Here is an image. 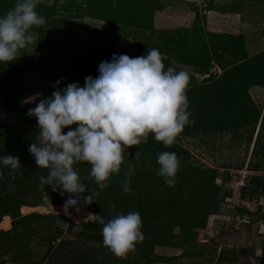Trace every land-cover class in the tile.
Masks as SVG:
<instances>
[{
    "label": "trees",
    "instance_id": "obj_1",
    "mask_svg": "<svg viewBox=\"0 0 264 264\" xmlns=\"http://www.w3.org/2000/svg\"><path fill=\"white\" fill-rule=\"evenodd\" d=\"M14 3L15 0H0V15H3ZM212 4V0H207L205 6L207 9H212ZM161 9L160 0H55L52 7H48L46 4L39 5L38 11L46 18V24L35 29L37 33L36 52L40 56L36 64L37 67H40L38 70L48 77L49 96L55 90L54 85L58 79L61 80L59 85L61 88L71 82H77L83 86L86 76L95 77L98 75V64L101 61H110L113 53L123 54V51H110L107 58L100 59L96 64L94 54L90 53L84 60H80L76 55L66 56L61 50L63 46L60 45L57 54L51 53V55L44 57L46 53L44 50L46 48L48 50L51 44L54 43V41L51 44L47 42L50 36L60 35V32L67 30L68 33H71V40L72 38L74 40L76 35L72 34L73 31L76 30L83 19L90 18L109 23L112 28L121 27L122 30H126L127 27H131V36L134 38L130 41L131 43L119 41L110 31L99 34L108 45L114 47L125 45L133 48V50L125 49L124 51L127 55L129 52L128 56L130 58L146 55L147 49L157 48L163 54L162 62L165 69L172 67L174 63L192 67L202 75L209 74L214 64L222 70V73L216 78L209 75L203 81L210 83L215 93L219 94V99L213 101L216 98H212L215 106L211 113L205 106V103L208 102L207 95L210 92L196 87L187 91L189 110L192 112L190 119L194 120V123L185 126L180 135L183 137H200L226 129L238 130L251 127L250 136L252 138L254 127H257V124L259 129L264 128L263 121L260 123V120H263L261 111L249 95V89L253 86H259L264 90V52L253 57H247L246 52L243 51L241 37L213 33L205 34L202 28V18L199 15L195 16L191 29L156 30L153 27V16L156 11ZM261 33L264 36V29ZM139 35H141L139 38L141 43L136 42V37ZM101 46V43H99L97 50ZM105 51H107V48ZM27 55L28 48L18 60L0 64V115L7 116L12 120L13 126L11 128L20 129L36 122L35 118L26 115L29 108L35 107V103H28L23 100L24 78L29 65ZM224 55L228 56L227 60ZM67 57H74V59L67 60ZM222 60L225 61L224 64H222ZM209 103H211V100ZM205 110L208 112H205ZM206 113L211 115L207 116ZM5 129L7 128L0 123V156L7 154L18 156L23 174L16 176L11 181L8 180L6 185L7 194L0 202V221L4 216H10L12 219L11 229L7 232L0 231V252L6 248L7 244L25 234L28 231V226L44 223L49 227L51 226V228H60L55 220L59 217L64 218L51 213L32 212L22 215L20 213L21 206L37 207L47 206L51 203L63 205L68 196L65 193L62 197L59 190L54 192L50 186H39L38 177L41 174L46 175V170H39L28 152L29 144L34 142V136H31V138L24 136L25 130L23 128L18 131L22 141H14V139H9L4 135ZM62 131L66 132L67 130L63 129ZM259 138L260 135L257 132L252 153L263 157L264 140L260 144ZM137 149L140 152V157L134 159ZM127 151L129 153L128 158L122 165L120 173L110 177L108 187L114 189L111 194L121 193V181L124 179L125 174L124 169H127L129 165L135 169V175L131 180L133 191L129 194L136 199L137 212L142 219L141 230L145 235L140 240L139 245L134 248L136 255L134 262L140 264L138 259L149 261L148 253L152 251L154 246H168L174 228H185L188 231L195 227L204 229L207 224V216L211 213H217L218 204L224 198L212 197L208 211L202 210V213L196 211L198 198L207 186L211 189L214 188L216 195L219 194L220 187L214 186L217 177H220L224 183L229 182L230 179L226 171L220 173L215 169L202 171L179 166L176 183L173 187H169L163 182V178L156 174L159 167L156 159L157 154L161 151L175 152L179 160H184L189 154L180 144L174 143L165 148L162 143L155 141L150 134L146 141H142L137 146H130ZM74 167L82 177L87 176L90 170L89 166L83 162L75 164ZM250 170L258 171V169ZM195 172L202 178L198 183L192 177ZM204 178H208V183ZM246 180L247 182L239 187L241 190L239 199L242 202L259 200L264 194V176L250 175L246 176ZM90 183L92 188L99 192L94 181H90ZM9 184H12V186L10 187ZM85 184L87 185L88 181H85ZM210 188L208 190H211ZM45 194H47V200L44 199ZM157 194L158 196H156ZM226 196L228 197V195ZM81 209L88 211L90 206ZM236 212L234 216L239 214L242 217H249L246 224L264 221V214L260 212L250 213L244 206L238 207ZM114 215L109 213L108 217H103L107 220ZM71 225L75 226L72 223ZM80 227L90 230L80 229V231H77L75 233L77 241L81 243L98 242L100 246L103 245V239L101 233H99L101 225L87 221L80 223ZM249 227L250 225L247 226V228ZM46 238L49 240L47 254L53 257L60 252L59 246L65 244V241L60 240L56 244L57 239L55 237H49V239L46 236ZM98 251V247H92L83 255L91 257ZM3 255L0 254V256ZM222 260L224 259L221 258Z\"/></svg>",
    "mask_w": 264,
    "mask_h": 264
},
{
    "label": "clouds",
    "instance_id": "obj_2",
    "mask_svg": "<svg viewBox=\"0 0 264 264\" xmlns=\"http://www.w3.org/2000/svg\"><path fill=\"white\" fill-rule=\"evenodd\" d=\"M54 3L55 0H15L0 15V64L18 60L36 41L35 29L46 24L38 6L52 7ZM162 61L163 54L157 48L131 58L113 53L110 61L98 64V75L85 77L83 86L71 82L61 88L58 79L51 95L27 110L26 115L35 118L39 130L28 152L38 169L46 170V175L38 177L39 186L59 190L62 197L68 194L62 205L64 216L72 218L70 209L80 212L82 207L96 202L99 192L90 181L101 191L108 188L110 177L120 173L128 158L130 146L141 144L151 134L167 148L176 142L185 126L194 123L187 97L189 74L172 67L165 69ZM65 128L68 130L62 131ZM139 157L137 149L134 159ZM156 159V174L173 187L179 170L177 154L161 151ZM81 162L90 169L85 177L74 167ZM21 174L18 156H0V182ZM134 175L135 169L129 165L121 181L126 194L133 191ZM89 220L102 226L103 245L117 257L125 256L143 239L142 219L137 211L116 213L107 220L88 212L82 220L74 221V230Z\"/></svg>",
    "mask_w": 264,
    "mask_h": 264
},
{
    "label": "rangeland",
    "instance_id": "obj_3",
    "mask_svg": "<svg viewBox=\"0 0 264 264\" xmlns=\"http://www.w3.org/2000/svg\"><path fill=\"white\" fill-rule=\"evenodd\" d=\"M187 1L190 5H187L182 0H160L162 9L154 13L153 26L154 18L156 16L161 19L159 20V23L157 22L154 28L156 27V30H159L162 25H165L167 26L166 28H169L168 30L191 29L195 16L199 15L201 18V13L208 10L205 6L207 0ZM237 2H240L242 6H239L241 10L239 13L242 20L244 22L252 21L255 23L254 25L252 23L249 26L250 30H253L254 32L251 36V43L258 44L255 46L261 45V37L263 35L260 31L264 29V0H235V3ZM212 3V7H221L223 3H227L229 9L232 7V0L227 2L224 0H212ZM189 9L192 12L190 18L189 16L186 18L179 17L178 13L180 11ZM193 14L194 19L192 18ZM163 20L164 22H162ZM108 31L123 43L125 41H127L126 43H131L130 41L134 40L131 36V27L122 30L121 27L112 28L111 25L106 22L85 18L80 22L76 30L73 31L74 33L72 34L76 35V37L73 36L75 37L74 40L73 38L71 40V33H68L67 30L60 32V35L54 34L53 36H50L47 39V42L51 44L54 41V43L51 44L48 50L47 48L44 50V52H46L44 57L51 55V53L57 54L60 45H62L63 48H61V50L66 56L76 55L78 56V59L84 60L86 56L92 53L95 55V63L98 64L100 59L108 57L110 51H123L122 53L127 55V53L124 52L125 49L133 50V48H129V46L126 47L125 45H119L117 47L108 45L102 36L99 35L100 33H108ZM140 36L141 35L136 37V42L138 43H141L139 39ZM99 43H101L102 46L97 50V45ZM243 47L245 48V44ZM249 47L252 46L249 45ZM106 48L107 51H105ZM224 57L227 60L228 56L224 55ZM38 58H40V56H38V53L36 52L35 41L28 47L27 61L29 65L25 73L23 85V100L28 103L36 104L40 99L49 97L48 77L45 73L38 70L40 69L36 64ZM72 59H74V57H67V60ZM224 60H222V64L225 63ZM172 68L177 71L184 70L189 74L190 83L187 91L196 87L203 91L210 92L207 95L208 102L205 103V106L209 109V113H211V110L215 106L212 102V98H216L213 99V101L219 99V94L215 93V90L210 86L211 84L203 82L201 80L202 77H198L199 73L196 72L197 70L192 67L173 63ZM221 73L222 70L220 74ZM220 74L216 72L213 77L216 78ZM260 92L261 91H257L255 87L249 89V95L261 111V118H263V120H260V123L261 121L264 123V96ZM37 93L40 94L38 97L36 96ZM210 100L211 103H209ZM205 112L208 111L205 110ZM209 113H206L207 116L211 115ZM0 123L7 128L4 131V135L9 139H14V141H22V138L18 135V131L23 128L25 130L24 136L28 138L34 136L33 141H35L36 136L39 134L36 122L20 129L11 128L13 126L12 120L7 116L0 115ZM71 127H75V125ZM65 129L68 130L67 128ZM257 132L260 135L259 143L262 144L264 140V128L259 129L258 124L257 127H254L252 138L250 136L251 127L238 130L226 129L200 137H183L180 135L177 138L175 143L180 144L189 154L186 159L179 160V166L190 167L194 170L202 171L215 169L220 173L226 171L230 180L229 182L224 183L220 177H217L214 186L220 187L221 191L219 194L216 195L214 188L211 189L207 186L208 188L205 187L204 192L200 198H198L196 211L200 213H202V210L208 211L212 197L224 198V200L218 204L217 213H211L207 216V224L204 229L195 227L191 231H188L185 228H174L168 246H154L152 251L148 253L149 261L138 259L140 264H264V221H261V223L258 221L246 224L249 217H242L239 214L234 216L237 213L236 210H238V207L243 204L239 199L241 180H244L246 176L250 175L264 176V156L261 157L252 153L253 142ZM250 169H258V171L255 172ZM124 171H126V169H124ZM192 177L197 183L202 180L196 172L192 174ZM204 179L206 183H208V178ZM7 184V177L5 178V181L2 183L0 182V188L3 189L0 190V202L7 194ZM209 188L211 190H208ZM113 190L114 189H111L110 187L102 191L99 190L96 202L94 201L89 205L90 210L88 211L94 214H100L104 217L109 213L126 214L129 211H137L136 199L134 196L126 194L123 191L119 194L117 192L111 194ZM226 195H228V197ZM46 196L47 194L44 196L45 200H47ZM112 196L114 197L112 198ZM156 196H158V194ZM262 202V207L264 208V194ZM111 205H114L115 207L113 208ZM54 206L62 207V205H54L51 203L47 206H41L44 208L42 211L32 212L40 214L51 213L52 215L64 217H59L55 220L60 228H51V226L49 227L44 223L28 226V231L25 234L21 237H17L12 243L7 244L6 248L0 252L2 255L6 252V255H3L4 257L0 256V264H136L134 262L136 257L135 249L129 251L123 257H117L104 245L100 246V243L98 242L81 243L77 241L75 239V233L77 231H80V229L85 231L90 229L78 227V229L74 230L73 227L75 226L71 225V223L75 225L74 219L64 216L62 209L54 208ZM70 211L73 213L72 209H70ZM7 217L8 219L10 218V216ZM2 219H4V217ZM9 220L10 227L6 230H3V228L0 227V231L7 232L11 229L12 219L10 218ZM88 222L92 221L89 220ZM248 225H250L249 228H247ZM99 233H101V230ZM46 236L48 238L55 237L57 239L55 241L56 244L60 240H62V242L65 241V244L59 246L60 252L53 257H51L52 255L50 256L47 254L49 240ZM143 237H145L144 233ZM139 243L140 241L136 246L139 245ZM92 247H98L99 251L94 253L91 257L84 256L83 253H86V251ZM52 252L53 250L51 253ZM221 258L224 260L221 261Z\"/></svg>",
    "mask_w": 264,
    "mask_h": 264
},
{
    "label": "crops",
    "instance_id": "obj_4",
    "mask_svg": "<svg viewBox=\"0 0 264 264\" xmlns=\"http://www.w3.org/2000/svg\"><path fill=\"white\" fill-rule=\"evenodd\" d=\"M182 1L185 2L187 5H190L187 0H182ZM224 1L227 2L230 0H224ZM240 2L235 3V0H232L231 9H229L227 7V3L226 4L223 3L221 5V7L215 6V7H213V9L205 10L203 13L200 12L201 18H202V24H203L202 28H203L205 34L206 33H213V34H220V35H222V34L223 35H229L231 37H236V36L241 37V41H242L243 45L245 44V48L242 46L243 51L246 52L247 57H252V56H255V55H258V54L264 52V36L261 37L262 38V44L261 45L255 46L258 44L257 43H254V44L251 43L252 42L251 36L254 34V32H253V30H250L249 26L252 23H253V25L255 23L252 21L251 22L250 21L244 22L242 20L241 15L239 13V11H241L240 7H242ZM191 14H192V12L190 9L189 10H182L178 13L179 17H181V18H186L187 16H189V18H190V16H192ZM157 17L158 16H156L154 18V26H156L157 22L159 23V20L161 19V18H159V17L157 18ZM192 18L194 19V14H193ZM162 22H164V20ZM166 27L167 26L162 25V27L159 28V30L171 31V30H168L169 28H166ZM155 29H157V28L155 27ZM172 30H174V29H172ZM175 30H178V29H175ZM249 45H251L252 47H249ZM216 72L218 74H220L221 69L219 67H217L216 65H214L213 68L210 70L209 74H206V75L203 74L204 76H202V74H200L198 72L199 73L198 77L199 78H201V77L207 78L209 75L214 76V74ZM253 87H255V89L257 91L260 90L261 91L260 93H262V95L264 96V90L261 87H259V86H253ZM22 208H29L30 209V208H35V207L21 206V210H22ZM81 210L85 211L86 213L89 212V211L84 210V209H81ZM30 212H32V211H28L26 213H23L21 211L22 215L23 214H25V215L29 214ZM4 218H8V217L4 216ZM9 227H10V222H9ZM3 230H5V229H3Z\"/></svg>",
    "mask_w": 264,
    "mask_h": 264
},
{
    "label": "bare ground",
    "instance_id": "obj_5",
    "mask_svg": "<svg viewBox=\"0 0 264 264\" xmlns=\"http://www.w3.org/2000/svg\"><path fill=\"white\" fill-rule=\"evenodd\" d=\"M54 208H61L62 209V207H59V206H54ZM44 208L43 207H35V208H22V212L23 213H26V212H28V211H42ZM86 212L85 211H83V210H81L80 212H75V211H73V213H72V218L74 219V221L75 220H77V219H79V220H82L83 219V217L84 216H86ZM0 227L1 228H3V229H8L9 228V219L8 218H4V219H2V221L0 222Z\"/></svg>",
    "mask_w": 264,
    "mask_h": 264
},
{
    "label": "built area",
    "instance_id": "obj_6",
    "mask_svg": "<svg viewBox=\"0 0 264 264\" xmlns=\"http://www.w3.org/2000/svg\"><path fill=\"white\" fill-rule=\"evenodd\" d=\"M246 182H247V180H246V177H245L244 180H241L240 186L244 185ZM262 200H263V196L257 201H254V202H251V203L250 202L249 203L248 202H244L240 206H244L245 209L248 210L249 212H255V213L257 211H259V206H260L261 207L260 208V212L264 213V208L262 207V204H263ZM260 223H261V221H260ZM263 229H264V227H263Z\"/></svg>",
    "mask_w": 264,
    "mask_h": 264
}]
</instances>
